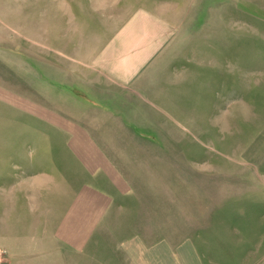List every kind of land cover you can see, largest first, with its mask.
<instances>
[{
  "label": "rangeland",
  "instance_id": "rangeland-1",
  "mask_svg": "<svg viewBox=\"0 0 264 264\" xmlns=\"http://www.w3.org/2000/svg\"><path fill=\"white\" fill-rule=\"evenodd\" d=\"M187 2L0 0V215L12 201L10 189H36L31 175H40L42 187L59 172L48 151L28 148L29 125L45 131L47 124L22 110L24 103L75 116L98 136L97 102H130L92 68L91 56L146 8L183 21L199 37L188 44L184 36L183 46L145 77L141 92L163 95L136 103L146 131L137 138L169 148L153 149L147 164L121 167L134 197L114 218L152 240L201 235L233 258L247 235L255 238L264 225V0ZM19 174L30 178L18 183ZM22 195L21 204L31 200Z\"/></svg>",
  "mask_w": 264,
  "mask_h": 264
},
{
  "label": "crops",
  "instance_id": "crops-1",
  "mask_svg": "<svg viewBox=\"0 0 264 264\" xmlns=\"http://www.w3.org/2000/svg\"><path fill=\"white\" fill-rule=\"evenodd\" d=\"M172 17L139 8L92 54V68L105 76L111 88L124 90L130 102L127 107L116 105L119 98L97 102L100 105L95 106L97 115L93 119L103 129L97 128L99 137L75 116L23 101L28 107L22 110L47 124L45 131L29 125L33 139H49L42 144L32 139L28 148L31 152L48 151L59 172L55 177L48 175L51 178L42 187L37 182L40 175H31L36 189H10L6 194L12 201L8 208L1 205L0 264H264L263 224L257 227L254 239L248 235L243 239L233 258L226 249L203 243L201 235L152 240L134 231L139 228L114 218L128 208L121 203L134 197L135 188L121 167L147 164L153 149L169 148L137 138H146V131L136 103L162 97L157 90L141 92L147 91L145 77L183 46L184 36L188 44L199 37L187 30L183 21L177 24ZM116 135L121 137L117 139ZM52 139L63 141L55 143ZM173 147L181 148L178 144ZM19 176L18 183L30 178ZM22 194L31 200L21 204Z\"/></svg>",
  "mask_w": 264,
  "mask_h": 264
}]
</instances>
